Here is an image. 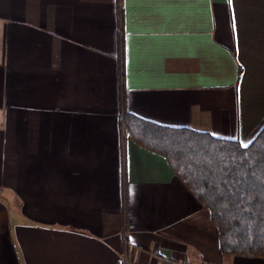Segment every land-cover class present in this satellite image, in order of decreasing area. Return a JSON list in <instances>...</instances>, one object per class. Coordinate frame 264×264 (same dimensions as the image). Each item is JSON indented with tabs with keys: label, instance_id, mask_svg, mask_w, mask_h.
<instances>
[{
	"label": "crops",
	"instance_id": "crops-1",
	"mask_svg": "<svg viewBox=\"0 0 264 264\" xmlns=\"http://www.w3.org/2000/svg\"><path fill=\"white\" fill-rule=\"evenodd\" d=\"M125 112L250 143L264 0H0V264H264Z\"/></svg>",
	"mask_w": 264,
	"mask_h": 264
},
{
	"label": "trees",
	"instance_id": "trees-1",
	"mask_svg": "<svg viewBox=\"0 0 264 264\" xmlns=\"http://www.w3.org/2000/svg\"><path fill=\"white\" fill-rule=\"evenodd\" d=\"M128 135L164 156L175 175L209 209L226 257L264 258V126L244 145L187 127L124 113Z\"/></svg>",
	"mask_w": 264,
	"mask_h": 264
}]
</instances>
